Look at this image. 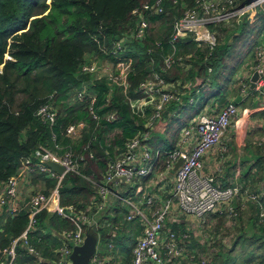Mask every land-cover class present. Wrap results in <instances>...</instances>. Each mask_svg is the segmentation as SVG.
<instances>
[{"label": "trees", "instance_id": "1", "mask_svg": "<svg viewBox=\"0 0 264 264\" xmlns=\"http://www.w3.org/2000/svg\"><path fill=\"white\" fill-rule=\"evenodd\" d=\"M47 1L0 0V188L17 176L25 161L37 162L35 152L39 147L45 146L53 152L62 153L57 147L71 146L82 161L79 163V174H68L60 185L61 205L78 210L90 205L96 207L98 189L93 181L103 180L109 165L125 151L129 140L148 132L146 123L153 114L152 107L145 109L143 116L131 107L129 97H134L133 100L143 97L142 93H137L139 85L155 74L165 83L174 85L181 94L189 91L182 98L186 105L189 97L195 96L196 89L200 88L202 105H199V111L203 103L213 101L220 103H217L219 113L232 101V96L240 99L236 101L244 108L255 106V95L252 93H248L247 102L242 104V81L238 89L232 88V85L241 59L248 61L252 55L255 65L258 64L259 46L264 42V5L259 7L257 21L253 24L248 20L237 23L233 19L209 25L216 36L214 46L202 44L199 47L191 35L179 40L174 50L170 43L174 24L183 17L186 9L195 7L198 0H161L162 12L146 17L149 28L144 44L134 43L126 49L127 57L133 62L128 93L120 88H111L106 81H98L91 87L95 97L93 110L98 115V120H94L90 98L83 102L71 100L83 82L91 81L90 76L81 73L82 66L91 55L105 59L106 51L112 48L114 42L136 26L137 17L133 12L159 0H52L50 5ZM213 1L219 4L226 0ZM235 2L241 6L247 0ZM158 27L163 28V32L156 36ZM250 37H254L251 42ZM237 49H240L238 54ZM7 55L10 59H6ZM169 56H173L174 63L167 68L164 60ZM232 57L238 62L231 64ZM183 64L190 68L186 69ZM199 80L202 82L198 83ZM205 81L206 86L200 87ZM196 82L198 86L193 87L192 83ZM203 88H207V92ZM230 88L233 89L231 95ZM47 104L56 111L53 126L37 117L38 110ZM176 105L175 102L167 105L162 121L168 108L174 109ZM189 109L193 110V107L189 106ZM259 114L264 118V111ZM111 116L114 120L109 121ZM80 122L85 124L80 137L76 140L67 137V128ZM176 122L178 128L187 124L186 119ZM253 129L245 137L242 174L236 181L241 182L242 196L262 194L260 202L264 208V126ZM156 131L157 126L153 134ZM171 135L160 137V148L172 150L175 147L176 139ZM257 136L262 139H257ZM228 153H231L229 147ZM164 160L161 169L165 170ZM36 173L39 176L33 180L34 184L42 181L47 189L56 187V179H48L38 171ZM236 181H232L229 187ZM45 193L48 195V192ZM234 205L232 218L215 215L219 218V225L224 226L228 219L234 221L236 227L240 225L236 244L241 248V264L255 261L264 264L261 206L252 200L243 202L240 197ZM28 224L29 204L22 207L17 215L8 218L0 232V248H9L24 233ZM75 228L68 220L47 210L37 216V230L30 235V244L45 261L40 264H48L46 262L54 257V250L62 245L57 237L63 231H74ZM89 228L86 226L84 229L87 232ZM99 232L106 237L105 229ZM16 251L17 264L37 263L35 256L22 244L17 246ZM201 259L197 255L196 263ZM132 262L133 258L128 256L122 264Z\"/></svg>", "mask_w": 264, "mask_h": 264}, {"label": "built area", "instance_id": "2", "mask_svg": "<svg viewBox=\"0 0 264 264\" xmlns=\"http://www.w3.org/2000/svg\"><path fill=\"white\" fill-rule=\"evenodd\" d=\"M160 1L152 5H144L136 9L133 15L137 17L136 26L130 32L124 33L112 48L106 51L105 60L111 65V68L97 70L95 67H87L86 62L81 68V73L90 76L93 73H99L98 78H91L89 83L83 82L81 88L74 94L75 100L83 102L87 98L91 99V114L94 120H98V115L93 110L95 102L91 87L98 81H106L111 88H120L128 93L129 77L133 70V62L127 57L126 49L129 45L137 43L144 44L147 37L149 24L146 20L149 14H159L162 12ZM264 5V0H247L246 4L238 5L235 0H226L223 3H213V0H198L196 6L186 9L184 15L174 24L173 34L170 37V43L175 50L176 43L189 36H193L198 46L209 44L214 46L216 36L210 30L209 25L222 21L229 22L236 19L239 22L248 20L250 24L257 21L258 9ZM159 45V44H158ZM258 64L248 67L245 74L242 88L245 100L248 93H252L260 100L259 110L264 111V42L259 46ZM104 59V58H103ZM174 63L173 56L164 60L167 68ZM185 64H183V67ZM259 73V80L255 83V89L250 90L252 85V76ZM137 93H142L143 97L136 100L130 99L131 107L145 116V109L152 107L153 114L146 123L148 132L138 134L129 140L125 146V151L117 156L108 170L103 180L93 182L98 189V200L96 209L101 210L106 202L118 196V191L125 187H133L140 178L150 177L161 168V162L166 163L165 171H172L180 158H184L182 166L175 172L174 185L168 198L160 200L159 206L152 210L155 200L154 196H144L143 205L150 206L151 218L148 217L141 206L129 203L130 213L127 216L128 221L140 220L143 224V233L138 239L133 251L132 264H209L203 258L201 262L196 263V251L189 252L180 245V237L173 229L167 226V220L177 211L183 216L192 217L199 224H206L212 216L220 215L232 218L235 214V201L238 197L243 202L252 200L258 203L262 208L261 217H264V208L261 205L262 194L243 193L242 185L236 181L232 187H222L215 179L213 174L204 170L205 158L214 150L220 152L223 158L228 152L227 145L224 144V137L239 119L240 102L231 101L219 113L200 114L193 118L185 126L179 136L174 149L163 151L154 149L150 144L151 136L157 123L162 121L163 111L167 105L175 102H182L183 94L172 84H167L157 74L152 78L141 83ZM190 103H194V98H190ZM250 113L245 109L243 114ZM37 117L44 123L53 126L56 121V111L52 105L42 106ZM109 121L114 120L111 116ZM85 124L83 122L72 124L66 130V136L76 140L80 137ZM62 153L53 152L45 146L39 147L35 152V159L25 161L29 167L35 171L43 173L48 179H56L57 186L47 197L43 193L31 195L29 200V224L24 233L12 242L9 248H0V264H17V246L22 244L31 254L37 255L35 249L30 244V235L37 230V216L47 210L50 213L68 220L76 229L65 232L61 236L62 246L55 252L56 259L52 264H72L70 256L73 249L82 246L85 242L86 234L84 227L95 224L94 217L79 211L74 207H63L60 202V185L64 178L70 173L79 174L80 161L82 157L77 154L71 146L57 147ZM52 161L64 167L62 175L57 174L46 163ZM115 190L116 191L115 193ZM20 195L19 179L10 178L0 188V208H7L11 214H17V198ZM59 201L60 203H57ZM92 207L88 208L90 211ZM190 232L184 234L183 239H187ZM181 237V238H182ZM94 264H109L107 257L95 255L92 259ZM256 264V263H252ZM259 264V263H257Z\"/></svg>", "mask_w": 264, "mask_h": 264}, {"label": "crops", "instance_id": "3", "mask_svg": "<svg viewBox=\"0 0 264 264\" xmlns=\"http://www.w3.org/2000/svg\"><path fill=\"white\" fill-rule=\"evenodd\" d=\"M185 67L186 69L190 68L189 65ZM178 84L180 85L181 83H178ZM203 89L207 92V88H203ZM196 91L197 92L195 96L189 97L187 101L188 102L187 105H186V102L182 101L181 103L177 104L174 109L168 108L167 110L166 117L164 119L165 123L169 120L171 124L177 123L176 121L178 120L180 122L185 119L187 120V124L181 127L180 133L182 129L185 126H187L191 122V120L197 117L198 115L218 112L217 111L218 104L216 103L213 106V107L215 106L216 107L212 108L210 107L209 102L203 103L202 109L199 111V108L202 105L201 104L202 100H199L201 96L200 94H202L201 92L202 90L199 88V89H196ZM188 92L183 93V97L186 96ZM190 98H194L195 102L190 103L189 102ZM235 100L239 101L240 99L235 98ZM253 101H254L253 104L256 106V107L255 106L253 107L254 109L256 108L255 113H258V114L261 113V111L258 109L260 105V100L257 97H255ZM245 102H247V100L242 101V104ZM189 106L193 107V110L189 109ZM183 107H186L185 110L183 109ZM245 109L246 108H244L243 105L242 106L240 105L239 117L241 114H243V111ZM232 128L233 127H231V129L228 131V133L223 139L224 144L229 147V150L231 153H228V155L226 154V156L223 158L222 156H220L221 154L220 152L214 150L210 152L208 156H206L205 158L204 170L210 174L215 175L222 187L231 186L232 181H236L237 179H239L240 174H242L241 157H240L241 155H239L240 154L239 149L241 148L242 145L238 143V139L236 135L232 134L233 133ZM180 133H179V136H180ZM154 149L169 151V150H165V148L163 149L160 147L154 148ZM233 167H234V170L232 171ZM37 176H39V174L36 173L35 169L29 167L25 163L19 169L18 174L16 176L17 179H19V187H20V195L17 198L18 211L22 207H25L29 204L30 197L31 195L34 194L35 192L34 190L36 189V184H37V183L34 184L33 180H35ZM174 178H175L174 169L172 171H165L164 169L160 168L159 171H157L150 177L140 178L139 180H137L136 184H134L133 187H125L124 189H121L119 191L115 190V193L116 191H118V196H114L113 198L109 199L100 211L96 209L97 206L95 207L93 205H90L88 207V208L92 207L90 211H87L88 208L79 210V211H83L84 213L88 212L86 213L88 216L94 217L95 224H96L94 226H96L98 231H99V227H101L100 230L105 229L107 234L109 232V235L106 234V237L104 238H107L106 243L108 245V250H111V251L106 255H101L99 253V249H100L99 247H101V233L99 232L100 241L98 244L96 255L101 256V257H107L109 264H122L127 258L125 254V248H123L122 246L125 245V243L134 241V244L131 247V257L133 258L134 248L136 246L138 239L143 233V224L140 220H135V221L127 220V216L130 213V206L128 202L141 206V208L145 210L148 217L151 218V213H150V208H149L150 206L143 205V202H144L143 197L144 196H154L157 200H155L154 204L151 207H152V210L156 209L159 206L160 200H164L168 198L169 193L171 192L173 185H174ZM55 188L47 189V186H46V190L45 191L43 190L42 192L43 194L45 192H48V195L46 196L49 197L51 192ZM97 202H99L98 199H96V204ZM57 203H60V202L57 201ZM70 207H73V206H70ZM106 210H107L106 216L100 218L99 213L106 211ZM12 216H14V214H11L7 208H3V207L0 208V232L3 230V226L7 222L8 218ZM111 223L112 224L115 223V224L112 225ZM167 226L173 229L174 232L177 234V236L180 237V245L183 246L184 249L188 250L189 252H195L196 251L195 247L197 245L196 239L202 238V235L200 234H203V232H205V230L203 229L205 228L206 224L202 226V224H199L198 222H196L194 218L183 216L177 211H174L172 216H170L169 219L167 220ZM201 226H202V229H201ZM184 229H186L185 234L188 233V231L190 232V236L187 239H183L182 234L180 233L181 231L183 232ZM65 232H70V231L69 230L63 231L61 235L57 237L58 239H60V241H62L61 236ZM45 234L50 235L49 232H45ZM85 234H86V231H85ZM60 247L54 250L53 259L48 260V262L46 263L52 264V261L56 259L55 252L59 250ZM34 256L38 260V261H35L37 263H34V264H38V263L40 264V263L45 262L42 258L39 257L38 253L37 255L34 254Z\"/></svg>", "mask_w": 264, "mask_h": 264}, {"label": "rangeland", "instance_id": "4", "mask_svg": "<svg viewBox=\"0 0 264 264\" xmlns=\"http://www.w3.org/2000/svg\"><path fill=\"white\" fill-rule=\"evenodd\" d=\"M217 2V1H216ZM47 3L50 5L51 4V0H48ZM213 3L216 5L215 1H213ZM236 20V19H235ZM239 22V18L237 23ZM160 27V26H159ZM156 29V33L154 35L159 36L160 35V31L161 33L163 32V28L162 30L160 28ZM254 37H250V42ZM240 52V49L236 50V54H238ZM6 59H10V56L7 55ZM238 62L237 58L232 57L231 60L229 61L231 64L233 62ZM255 61L253 60V56H250V59L248 61H246V59H241V61L238 63V67L240 68L235 79H234V83L232 85V88L238 89L241 81L243 82L245 75L243 74H247L248 72V67L255 65L254 63ZM86 66L87 67H95L97 70H103L107 69V68H111V65L108 61H106L103 58H99L96 56H88L86 59ZM2 69V67H0V70ZM91 78L95 79L98 78L99 73H93L90 75ZM202 81L199 80L198 83H201ZM198 83H192V86L195 87L196 85L198 86ZM205 84H207V81H205V83H202L201 85H199L200 87L204 86ZM232 88H230L229 90V95H231V93L233 92ZM251 89V88H250ZM93 93V92H92ZM128 96V94H127ZM132 97V96H131ZM129 97L130 99H134V97ZM74 95L73 98L71 99L72 101L75 102ZM232 99L235 100V96H232ZM231 99V100H232ZM233 101V100H232ZM219 105L220 103L217 102ZM216 103H214L213 101L209 102L210 107L213 108V106ZM256 107V106H255ZM215 108V107H214ZM247 110L250 111V113L244 115L241 114L239 119L235 121L234 125L232 126V130H233V135H236L237 139H238V143H240L242 146L239 149V155H241L240 157L242 158L244 155V146H245V137L246 135H248L249 133H251L254 129L253 128H262V126H264V118L262 116V114H258L255 113V109L254 108H246ZM165 121V120H164ZM164 121H160L157 123V128L158 131L154 132L153 136L154 138L151 139V144L153 146V148H159V144L161 142L160 137H162L163 135L167 136V135H171L174 140L176 139V142L178 141L179 138V133L181 128H178L179 125L177 123L171 124L170 120L167 121L166 123ZM253 129V130H252ZM257 139H262L261 136H257ZM93 182H97V181H93ZM241 183V182H240ZM46 190V185L44 182H38L36 184V189L34 190V194L36 193H43L42 191ZM41 191V192H39ZM107 213L106 211H103L101 213H99V217H105ZM229 221L225 222L224 226H220L219 225V218L212 216L206 223V226L203 230H205V232H203L202 238H197V245L195 247L196 251H197V255L200 258H203L204 260L210 261L211 264H225L226 262L228 264H241L240 262V257H239V252L241 250L240 246H238L236 244V242L238 241V237L240 236V233L237 232V229L239 228V224H237L236 227V223L230 219H228ZM205 225V224H203ZM202 225V226H203ZM201 226V229H202ZM103 227V226H102ZM200 228V226H199ZM101 229V227H99V230ZM197 229V228H196ZM199 230V229H198ZM186 229H184V231L180 232L183 236V233L185 234ZM201 231V230H200ZM199 231V232H200ZM251 234V233H249ZM106 239L104 238L101 234V247H99V253L101 255H106L108 254L111 250H108V245L106 243ZM125 243V242H123ZM134 241H131L129 243H125V245H123L122 247L125 248V254L126 256H131V247L133 246ZM209 244H211V248H209ZM126 246V247H125ZM112 253V252H111ZM110 253V254H111ZM195 264V262H193ZM252 263H258V261L252 262Z\"/></svg>", "mask_w": 264, "mask_h": 264}, {"label": "water", "instance_id": "5", "mask_svg": "<svg viewBox=\"0 0 264 264\" xmlns=\"http://www.w3.org/2000/svg\"><path fill=\"white\" fill-rule=\"evenodd\" d=\"M259 77V73L255 72L253 74L251 79V91L255 89V83L259 80ZM183 162L184 158H180L178 160L174 168L175 172L182 166ZM46 165L59 175H62L64 173V167L60 166L59 164L49 161L46 163ZM99 241L100 234L98 229L94 225L90 226L89 230L86 232L84 244L73 249V252L70 256L72 264H94L91 261L96 255Z\"/></svg>", "mask_w": 264, "mask_h": 264}]
</instances>
